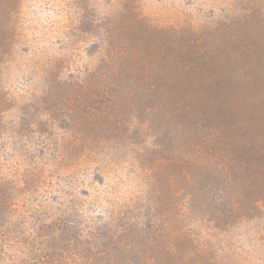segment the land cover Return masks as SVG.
<instances>
[{"label": "rangeland", "instance_id": "1", "mask_svg": "<svg viewBox=\"0 0 264 264\" xmlns=\"http://www.w3.org/2000/svg\"><path fill=\"white\" fill-rule=\"evenodd\" d=\"M0 264H264V0H0Z\"/></svg>", "mask_w": 264, "mask_h": 264}]
</instances>
